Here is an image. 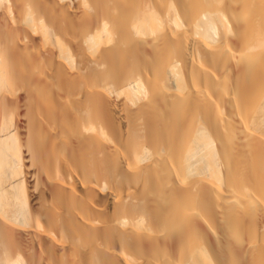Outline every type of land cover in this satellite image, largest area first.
<instances>
[{
	"label": "bare ground",
	"instance_id": "obj_1",
	"mask_svg": "<svg viewBox=\"0 0 264 264\" xmlns=\"http://www.w3.org/2000/svg\"><path fill=\"white\" fill-rule=\"evenodd\" d=\"M0 264H264V0H0Z\"/></svg>",
	"mask_w": 264,
	"mask_h": 264
}]
</instances>
